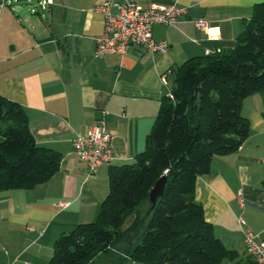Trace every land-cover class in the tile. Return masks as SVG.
Here are the masks:
<instances>
[{
    "label": "crops",
    "instance_id": "0c3cea01",
    "mask_svg": "<svg viewBox=\"0 0 264 264\" xmlns=\"http://www.w3.org/2000/svg\"><path fill=\"white\" fill-rule=\"evenodd\" d=\"M104 1L52 0L42 8L39 1L0 0V95L23 107L37 144L61 155L47 181L0 190V264H48L62 231L96 217L110 166L143 149L173 68L193 56L228 51L262 0H134L185 8L174 23L152 27L153 39L168 41L167 51L132 46L124 55L97 57L102 16L95 8ZM197 19L208 30L196 27ZM240 112L248 135L235 151L212 157L209 171L196 177L194 198L214 235L243 256L245 231L264 239V92L245 96ZM99 117L114 158L89 174L72 142Z\"/></svg>",
    "mask_w": 264,
    "mask_h": 264
},
{
    "label": "trees",
    "instance_id": "16d2710c",
    "mask_svg": "<svg viewBox=\"0 0 264 264\" xmlns=\"http://www.w3.org/2000/svg\"><path fill=\"white\" fill-rule=\"evenodd\" d=\"M173 71L143 149L110 166L96 217L62 231L48 264H88L126 247L140 264H257L214 235L194 184L214 155L235 151L248 135L240 108L245 96L264 92V0L252 6L228 51L190 57ZM60 159L36 143L23 107L0 95V190L47 181ZM161 176L163 191L152 205L149 192Z\"/></svg>",
    "mask_w": 264,
    "mask_h": 264
},
{
    "label": "built area",
    "instance_id": "2783aa9c",
    "mask_svg": "<svg viewBox=\"0 0 264 264\" xmlns=\"http://www.w3.org/2000/svg\"><path fill=\"white\" fill-rule=\"evenodd\" d=\"M7 0H2L5 3ZM52 0H39L38 4L44 8ZM112 6L115 11H112ZM95 10L102 16V31L95 36V56L124 55L132 46H137L150 53H164L169 47L166 40H155L152 37V27L155 24L174 23L185 8L175 4H150L142 6L134 0H125L123 3L105 0L97 5ZM195 26L207 29L203 19H197ZM166 74H162L165 81ZM110 134L103 117L97 118L85 135L76 137L73 150L85 162L88 173H94L103 163L113 160V150L110 143ZM264 162V157L262 159ZM67 202L59 203L64 207ZM244 249L257 264H264V239L251 231H245L243 239Z\"/></svg>",
    "mask_w": 264,
    "mask_h": 264
},
{
    "label": "rangeland",
    "instance_id": "374dc122",
    "mask_svg": "<svg viewBox=\"0 0 264 264\" xmlns=\"http://www.w3.org/2000/svg\"><path fill=\"white\" fill-rule=\"evenodd\" d=\"M30 1L37 6V1L39 0ZM129 254L130 249L128 247L124 248L119 254L105 255L100 253L88 262V264H140L138 261L133 260ZM227 261L225 260V263Z\"/></svg>",
    "mask_w": 264,
    "mask_h": 264
},
{
    "label": "water",
    "instance_id": "95a60500",
    "mask_svg": "<svg viewBox=\"0 0 264 264\" xmlns=\"http://www.w3.org/2000/svg\"><path fill=\"white\" fill-rule=\"evenodd\" d=\"M164 182L165 176H161L150 190L149 201L152 203V205L155 203L157 197L162 194Z\"/></svg>",
    "mask_w": 264,
    "mask_h": 264
}]
</instances>
